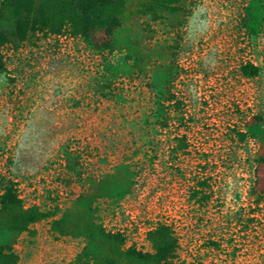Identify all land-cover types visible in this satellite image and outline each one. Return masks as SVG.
<instances>
[{"label":"rangeland","instance_id":"1","mask_svg":"<svg viewBox=\"0 0 264 264\" xmlns=\"http://www.w3.org/2000/svg\"><path fill=\"white\" fill-rule=\"evenodd\" d=\"M146 1L89 39H0V178L49 214L0 229L16 264H102L52 230L66 212L120 252L151 254L166 224L170 264H264V0Z\"/></svg>","mask_w":264,"mask_h":264},{"label":"trees","instance_id":"2","mask_svg":"<svg viewBox=\"0 0 264 264\" xmlns=\"http://www.w3.org/2000/svg\"><path fill=\"white\" fill-rule=\"evenodd\" d=\"M140 5L143 14L149 13L153 17H157L159 12L156 11L165 10L166 6L165 0H148ZM124 8L125 0H0V39L4 41L7 37L9 41H24L34 36H80L89 39L96 29L119 23V16ZM247 67L242 68L241 73L254 76L256 69ZM262 163L264 164V157ZM204 187L202 182L198 183L192 197L202 194L201 199L204 200L201 192ZM48 215L36 206H23L17 195L15 182L10 178H0V229L15 234L27 232L31 225ZM51 228L59 235L76 233L83 237L87 241L83 254L93 253L89 250L94 245L92 250H100L98 256L101 257L102 264H114L112 258L115 252L140 264H170L176 250V240L166 224H157L149 232L151 254L134 250L120 252L117 247V244H121L118 234L104 232L89 221L78 226L67 212L59 219L52 220ZM78 258L80 254L76 260ZM16 261L17 256L12 248L0 244V264H16Z\"/></svg>","mask_w":264,"mask_h":264}]
</instances>
